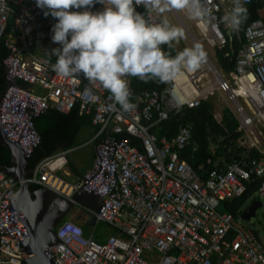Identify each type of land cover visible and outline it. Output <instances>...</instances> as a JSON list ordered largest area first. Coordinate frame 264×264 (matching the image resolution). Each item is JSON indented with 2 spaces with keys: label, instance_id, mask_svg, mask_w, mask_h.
Listing matches in <instances>:
<instances>
[{
  "label": "built area",
  "instance_id": "2783aa9c",
  "mask_svg": "<svg viewBox=\"0 0 264 264\" xmlns=\"http://www.w3.org/2000/svg\"><path fill=\"white\" fill-rule=\"evenodd\" d=\"M204 6L207 13L195 24L205 42L222 47L227 41L224 29L229 28L222 17L231 11L233 0H204ZM134 7L156 21L150 6ZM102 8L99 4L91 10ZM44 11L35 0L0 4V40L9 50L3 59L7 85L0 91V126L29 157L40 143L34 118L50 105L62 112L78 105L80 113H91L97 142L93 164L83 177L70 183L56 173L63 151L38 162L26 181L68 199L79 189L99 195L97 210L75 205L115 231L100 242L94 231L86 236L74 219H62L55 227L62 242L49 247L56 264H264V244L256 231L219 210L255 179V194L264 198V160L245 156L202 177L182 156L192 144V123L181 124L172 136L151 131L172 113L199 106L217 89L232 101L239 129L246 132L241 143L249 141L250 148L264 153V21L256 18L246 26L229 79L221 78L206 60L196 71L182 69L161 89L136 92L130 76L125 77L135 105L125 112L98 82L90 83L82 73L62 77L52 69L56 59L32 51L55 20ZM207 71L212 82L203 81ZM34 86L43 93H35ZM18 185L0 169V210ZM21 257L19 237L0 229V264H19Z\"/></svg>",
  "mask_w": 264,
  "mask_h": 264
},
{
  "label": "clouds",
  "instance_id": "9594fccd",
  "mask_svg": "<svg viewBox=\"0 0 264 264\" xmlns=\"http://www.w3.org/2000/svg\"><path fill=\"white\" fill-rule=\"evenodd\" d=\"M97 3L103 5L102 10L92 11ZM245 3L233 0L231 11L222 17L230 29L238 31L246 19ZM35 4L56 21L51 40L60 47L51 52L56 57L53 71L66 78L82 73L90 83L98 82L125 112L135 107L125 77L156 78L165 83L182 69L196 71L206 58L200 43L169 56L162 45L178 43L183 30L166 19L156 22L134 7L143 4L161 13L187 10L190 18L202 20L207 13L204 0H35Z\"/></svg>",
  "mask_w": 264,
  "mask_h": 264
},
{
  "label": "trees",
  "instance_id": "16d2710c",
  "mask_svg": "<svg viewBox=\"0 0 264 264\" xmlns=\"http://www.w3.org/2000/svg\"><path fill=\"white\" fill-rule=\"evenodd\" d=\"M94 6H96V4ZM244 7L247 8L246 19L241 24L238 31L232 30L231 37L233 52L229 46L228 36L226 44L222 48L215 49L216 63L224 71L233 69L236 53L245 41V28L252 20L258 18V11L264 8V0H247V3L244 4ZM55 22L56 21L54 20V23ZM51 28L46 39L51 40ZM168 47V45H162V49L171 57L177 55L183 50V48L172 49L171 46L169 47L170 51L167 52ZM8 52L9 50L4 43V39H1L0 91L3 90L7 85L3 59L8 54ZM130 84L133 90L136 92L144 88L161 89L163 87V83L156 78H148L146 82H142L138 77H131ZM212 111L213 105L211 102L209 100H203L202 103L197 107L187 108L182 113H172L168 119L159 122L151 129L152 132H155L159 136H172L176 133L181 124H185L190 121L193 122V140L198 147L196 148V151L183 152L182 156L195 170H198L202 177L205 176V172L207 170L222 168L221 164H214L215 160L219 156L224 155L227 161H231L234 158L243 155L245 149L241 146L238 147L236 144V140L241 133L236 130L238 121L229 111V109H223L222 119L219 121L213 117ZM91 116V113L79 114L78 105H75L68 112L59 111L53 105H50L43 113L36 116L34 118V126L39 134L40 143L33 149L31 155L28 157V167L31 170L30 174L38 162H40L45 157L56 153L62 143L69 142L70 146H73L80 128L87 123H91ZM96 130L97 127H95V131ZM221 137H224V139L221 141L220 147L215 149L212 153L209 147L211 145V141L215 142ZM225 144H229L231 146L229 151L222 149L223 145ZM249 154L252 157H259L260 155V153L254 148L249 151ZM208 159H210V162H207ZM12 164L13 162L11 159L10 149L0 141V169L2 170L4 167L11 166ZM258 182L259 180L255 179L254 182L247 185V188L242 195L234 197L228 201H223L220 204L219 210L229 211L236 218H239L242 211L247 208V206H245L247 201L256 191ZM38 187L40 186L30 183V189L34 190ZM75 208H78L82 212V209L79 207L75 206L74 209ZM80 216H82V213L79 212L74 220L82 226L84 235L88 236L90 235L89 226L86 225V221H80ZM66 218H69V214L64 219Z\"/></svg>",
  "mask_w": 264,
  "mask_h": 264
},
{
  "label": "water",
  "instance_id": "95a60500",
  "mask_svg": "<svg viewBox=\"0 0 264 264\" xmlns=\"http://www.w3.org/2000/svg\"><path fill=\"white\" fill-rule=\"evenodd\" d=\"M226 33L231 35V30L228 29ZM0 141L10 149L13 162L11 166L2 170L19 181L16 192L7 199L0 210L1 233L19 237L22 254L19 264H56L49 247L54 243L62 242L55 234L57 224L76 206L75 202L97 210L101 198L93 192L82 189H79L72 199L46 187L30 189V184L26 181L31 172L28 167V157L18 143L3 134L1 126ZM218 146L217 143L216 147ZM262 205L261 200H252L242 211L240 218L249 219ZM95 220V216L91 214L86 220V225H93Z\"/></svg>",
  "mask_w": 264,
  "mask_h": 264
},
{
  "label": "rangeland",
  "instance_id": "374dc122",
  "mask_svg": "<svg viewBox=\"0 0 264 264\" xmlns=\"http://www.w3.org/2000/svg\"><path fill=\"white\" fill-rule=\"evenodd\" d=\"M156 12L157 16V22H161L163 20H167L170 25L179 27L184 32V37L179 40V42H173L172 43V49H179V48H191L194 44L192 38L190 37L189 33L192 34L195 40H197L202 46L206 54H208L211 58L214 55V49L207 46L206 42L202 39L201 33H199V29L194 24V19L190 18L188 15L187 10H166L164 12ZM59 47L58 44L53 43L50 39H40L37 40L34 43V49L37 53L43 54L46 56H51L52 49ZM37 88V87H36ZM36 90H39L38 88ZM215 109V113H217L218 110H221L220 108L223 107L226 103L230 106H232L231 101L227 98L226 100L223 97V94L215 93L211 97ZM218 115V114H217ZM82 133L78 137L76 143L77 146L84 142L85 140H88L90 136H92L93 131L90 128L83 129ZM93 142H85L82 145H79L77 150H71L69 152L68 156L66 155L65 158H69L71 161H75L78 159V164L76 165L77 171L81 172L85 170L92 161L93 158ZM65 169H70L71 166L66 165L64 167ZM57 174L62 176L64 180L70 183L76 182V178L74 176H66L64 171L59 169L57 170ZM254 196L250 197L247 201L245 206H248L250 202L253 200ZM263 205L256 209L255 214L251 216L249 219H241L239 218L240 222L246 226H251L254 231L257 232L259 238L261 239L262 243L264 244V198L262 199ZM244 206V207H245ZM82 213V216H80V221H86L87 215L82 211H80L78 208H73L69 213V218L74 219L78 213ZM90 232H93L94 239L97 241H104L107 237V235L111 232V227L105 224L104 222H95L93 225L89 226Z\"/></svg>",
  "mask_w": 264,
  "mask_h": 264
},
{
  "label": "crops",
  "instance_id": "0c3cea01",
  "mask_svg": "<svg viewBox=\"0 0 264 264\" xmlns=\"http://www.w3.org/2000/svg\"><path fill=\"white\" fill-rule=\"evenodd\" d=\"M97 5H99V3H97L96 4V6ZM96 6H94V7H96ZM156 10H154L153 9V13H154V17H155V20H156V22L158 21L157 20V16H156V12H155ZM258 14H259V16H258V18H261L263 21H264V8H262V9H260L259 11H258ZM195 21H196V19H194V24H195ZM195 26H196V24H195ZM197 27V26H196ZM197 29H198V27H197ZM228 29H230V28H226V29H224V33H225V35H226V39H227V36L229 37V46H230V39L232 40V37H231V35H232V29H230L231 30V35H228L227 33H226V31L228 30ZM199 31V30H198ZM199 33H200V31H199ZM189 35H190V37L192 38V40H193V42L194 43H199L197 40H195L194 39V37L192 36V34H190L189 33ZM227 42V41H226ZM245 42V41H244ZM206 44H207V46H209L210 48H212V49H214V55L212 56V58L208 55V54H206V58H205V60L206 61H208L209 62V64H210V66L213 68V69H215L216 71H217V74L221 77V78H223V79H229V75H230V73L231 72H233L234 70H235V65L236 64H234V67H233V69H231V70H229V71H224V70H222L219 66H218V64L216 63V59H215V49L216 48H222V47H217V46H211V45H209L207 42H206ZM244 44V43H243ZM242 44V45H243ZM60 47V46H59ZM230 48H231V51L233 52V48H232V45L230 46ZM241 48V47H240ZM239 48V49H240ZM184 49V48H183ZM238 49V50H239ZM32 51L35 53V54H38V55H43V54H39V53H37L36 51H35V49H34V44H33V47H32ZM170 51V48L168 47L167 48V52H169ZM238 52V51H237ZM226 55H227V53H226ZM176 56V55H175ZM175 56H173V57H175ZM48 57H50L52 60H55L56 59V57L54 56V55H51V56H48ZM236 58H237V53H236V56H235V63H236ZM204 63V61L201 63V64H203ZM130 78H131V76H130ZM213 75H211V73L210 72H205V78L203 79V81L204 82H212L213 81ZM39 89V90H36L37 88ZM163 87H164V83H163ZM162 87V88H163ZM4 90V89H3ZM32 90L35 92V93H37V94H42L43 93V89H41L40 87H38V86H34V87H32ZM2 91V90H1ZM215 93H219V94H223V97H224V99L226 100V94L225 93H223V92H221V91H219V90H217V89H215L214 90V92L212 93V94H210L205 100H209L210 102H211V104L213 105V117L216 119V120H221L222 119V112H223V109L224 108H227V109H229V111L233 114V116L237 119V121H238V116L236 115V113H235V111H234V106H233V103H232V101H231V104H232V106H230V105H228L227 103L225 104V105H223V107H221L220 109L221 110H218L217 111V113H215V107H214V103H213V101H212V99H211V97L213 96V95H215ZM228 98V97H227ZM202 103V102H201ZM184 111V110H183ZM79 114H81L80 112H79ZM86 114H89V113H86ZM218 114V115H217ZM92 117V116H91ZM92 119V118H91ZM161 122V121H160ZM190 123H192V126H193V122H191L190 121ZM95 127L96 126H94L93 125V123H92V120H91V123H87V124H85V125H83L81 128H80V130L78 131V134H77V136H76V140H75V142L73 143V146H70V144H69V142H64V143H62L61 145H60V147H59V150L56 152V153H54V154H52V155H55V154H59V153H61V152H63V151H65V154H63L64 155V157H63V161H62V163L59 165V167L56 169V173H57V170H59V169H61V170H63L64 171V173H65V175L66 176H74L75 178H76V180L75 181H78V180H80L81 179V177H82V175L87 171V170H89L90 169V167L92 166V164H93V160H94V157H95V145H96V140H94L93 139V137H94V135H95V133H96V131H95ZM155 127V126H154ZM85 128H90V129H92V131H93V134H92V136H90V138L88 139V140H85L84 142H82V143H80L79 145H82V144H84L85 142H93L94 143V146H93V158H92V161H91V164L85 169V170H83V171H81V172H78L77 171V167H76V165L78 164V159H76L75 161H71L69 158H65V156L67 155L68 156V154H69V152H71V150H77L79 147V145L77 146V143H76V141H77V139H78V137L80 136V134L82 133V131H84L83 129H85ZM258 130H260L261 128L257 125V127H256ZM193 129V128H192ZM238 132H240L241 134H240V136L238 137V139L236 140V144H237V146L238 147H243V148H245L246 149V151H245V149H244V152H243V155H241V156H239V157H237V158H234L233 160H236V159H239V158H244L245 156H249V157H252L250 154H249V151L250 150H252V148H250L249 146H248V143H249V141H246L245 142V144H242L241 142L243 141V137H245L244 136V134H246V132L243 130V129H239V121H238V126H237V129H236ZM261 131H262V133H263V135H264V130L263 129H261ZM155 133V132H154ZM158 135V134H157ZM192 139H194L193 138V136H192ZM224 139V137H221L220 139H218V140H216L215 142H212L211 141V145L209 146L210 147V150H211V152L213 153L214 152V150L215 149H218L219 147H220V143H221V141ZM219 140H220V142H219ZM65 143H67L66 145H65ZM219 144V146L218 147H216V144ZM198 146L196 145V143L194 142V140H192V144H191V146H190V148L187 150V151H196V148H197ZM230 145L229 144H225V145H223V150L224 149H226V150H230ZM257 152H259L260 153V155H259V157H256L257 159H263L264 160V153H261L258 149H256V148H254ZM52 155H50V156H52ZM48 157V156H47ZM233 160H231V161H233ZM231 161H227L226 160V158H225V156L224 155H222V156H219L216 160H215V165H218V164H221L222 166V168L221 169H224L225 168V166H226V164L228 163V162H231ZM66 165H70L71 166V171H70V169L68 170V169H65L64 167L66 166ZM201 167V166H200ZM198 171V170H197ZM62 177V176H61ZM63 178V177H62ZM252 196H254V198H253V200L254 199H256V200H261L262 201V199L263 198H259L258 196H256V194H255V192H254V194L252 195ZM229 200H231V199H229ZM228 201V200H227ZM263 202V201H262ZM219 208H220V206H219ZM240 218V217H239ZM106 224V223H105ZM115 231H114V229L113 228H111V232L108 234V235H110V234H112V233H114ZM92 232H90V234H91ZM257 233V232H256ZM108 235H107V237H108ZM106 237V238H107ZM105 241V240H104Z\"/></svg>",
  "mask_w": 264,
  "mask_h": 264
},
{
  "label": "bare ground",
  "instance_id": "6f19581e",
  "mask_svg": "<svg viewBox=\"0 0 264 264\" xmlns=\"http://www.w3.org/2000/svg\"><path fill=\"white\" fill-rule=\"evenodd\" d=\"M173 10H174V9H173ZM206 65H207L208 67H211L208 61L206 62Z\"/></svg>",
  "mask_w": 264,
  "mask_h": 264
}]
</instances>
